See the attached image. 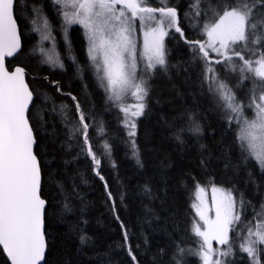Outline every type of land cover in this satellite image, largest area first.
<instances>
[{
	"label": "trees",
	"instance_id": "obj_1",
	"mask_svg": "<svg viewBox=\"0 0 264 264\" xmlns=\"http://www.w3.org/2000/svg\"><path fill=\"white\" fill-rule=\"evenodd\" d=\"M192 2L144 0L142 6L175 8L183 36L175 27L170 30L164 44L166 65L149 69L144 113L130 117L136 124L135 136H129L121 110L133 99H109L87 53L82 28L68 26L65 38L62 11L53 0L16 3L23 47L7 67L27 71L35 96L29 120L42 169L41 196L47 202L44 264H175L174 256L182 264H203L197 254L203 239L194 232L199 224L194 204L197 191L210 187L231 192L240 215L229 232L231 254H217L214 260L252 264L240 244L247 229L264 219V169L249 154L246 142L241 147L238 136L244 118L253 116V100L264 81L248 71L233 50L253 61L255 68L264 41L256 46L238 42L226 54L206 47L204 57L192 42L207 45L205 26L218 18L212 9L219 10L217 5L227 0H202L199 16ZM34 8L52 26L63 67L49 64L35 51L40 36L33 30ZM155 14L161 18V13ZM220 83L227 85L241 112L230 113L216 90ZM81 112L99 166L86 151ZM192 120L200 127L198 134L187 130ZM178 128L185 129L183 143L176 139ZM82 233L89 238L86 244L81 243ZM178 248L184 249L182 255ZM227 248L222 245L219 251ZM0 264H10L1 247Z\"/></svg>",
	"mask_w": 264,
	"mask_h": 264
},
{
	"label": "snow or ice",
	"instance_id": "obj_2",
	"mask_svg": "<svg viewBox=\"0 0 264 264\" xmlns=\"http://www.w3.org/2000/svg\"><path fill=\"white\" fill-rule=\"evenodd\" d=\"M53 2L60 6L58 11H62L65 38L70 25L79 24L85 29L89 58L97 73H103L100 77L101 84L111 92L109 99L119 101L124 94L134 89L131 95L139 101L134 105L135 110H130V107H122L121 110L126 115V125L131 129L129 136H135L136 124L130 117L143 115L145 109L143 101L148 92L143 80L136 82L137 64L130 20L139 16L143 21L145 13L148 14L147 18L152 20L155 19L152 14L161 13L159 26L145 33L147 68L154 69L157 65H166L163 43L164 36L167 35L164 30L165 21L167 27H175L176 32L183 36L181 28L177 26L176 9L142 6L144 0H53ZM16 3L18 0H0V245L3 246L10 264H41L46 248L44 216L47 202L40 194L41 168L33 150L36 139L26 115L33 94L25 82L23 68L17 67L15 71L10 72L5 67V57L13 56L21 47L17 18L14 15ZM117 5L122 7L118 8ZM191 7L197 16L201 15L202 0H193ZM209 7L211 8V5ZM217 8L219 10L212 11L218 18L211 25L205 26L207 45L199 41L192 42L199 46V51L204 57L208 56L206 47L219 53L221 49L227 50L230 44L245 42L247 45L249 41L261 44L264 41V0H227L217 5ZM125 9L131 12V17L126 14ZM33 11L37 13L33 24L42 23L41 39H51L47 18L42 17L38 8H34ZM33 30L41 31L40 28ZM216 42H219L220 48L215 47ZM40 51L44 52V49L41 48ZM233 54L243 61L248 71H253L264 81V52L255 61L257 65L255 68L253 61L245 59L240 51L233 50ZM47 60L53 65L59 64L63 67L58 56L54 58L48 55ZM208 71L211 72L212 69L209 68ZM241 71H244V68H241ZM216 90L220 92L221 98L227 102V107L232 112H241V106L234 103L235 97L227 89V85L220 83ZM73 99L75 100V97ZM258 99L259 102L253 100L256 108L255 118L251 121L244 120L246 127L241 129L238 139L242 141V148L245 147L243 142H246L249 154L264 169V91ZM76 108L77 110L80 108L78 103ZM85 119L81 112L79 120L82 124L84 143L88 145L86 151L99 166L100 160L88 142L89 125L84 123ZM189 119L191 120V117ZM187 130L198 134L200 127L192 120V126ZM184 131V128L177 129L176 139L180 143L184 142ZM104 147L109 149L110 146L105 144ZM100 178L103 179L102 176ZM145 191L151 194L152 190L146 186ZM203 191V188L199 189V192ZM217 191L220 190L214 187L213 192ZM213 199L216 205L215 220H209L206 211L197 208L198 215L207 226L204 231L200 225L194 226L195 234L203 239L197 254L200 255L203 264H224L223 260H213L212 257L214 252L220 257L231 254L229 232L231 226L240 220V215L236 212V200L231 192L225 193L221 200H216L215 196ZM64 207L68 211L71 210L67 204ZM261 207L264 208V205ZM261 215L262 213H257V216ZM88 239L86 233L81 234L82 244H86ZM212 240L221 245H228L227 250L217 252L212 247ZM260 246H264V219L247 229V236L243 237L240 250L247 253L252 264H261L264 247ZM183 252L184 249L178 248L180 255ZM132 259L135 260L136 257L133 255ZM173 259L175 264H182L175 256Z\"/></svg>",
	"mask_w": 264,
	"mask_h": 264
},
{
	"label": "rangeland",
	"instance_id": "obj_3",
	"mask_svg": "<svg viewBox=\"0 0 264 264\" xmlns=\"http://www.w3.org/2000/svg\"><path fill=\"white\" fill-rule=\"evenodd\" d=\"M117 7L120 8V7H122V5H117ZM125 11H126V14L129 17H131V12L128 11L127 9H125ZM152 15L155 16V19L149 20L147 18L148 14L145 13L144 14L145 19L143 21L139 18V16L130 20V23H131L132 29H133V31L131 32V37H132V40H133L134 45H135V59H136V64H137V71H136V77H137L136 82L137 83H139L141 80H143L144 82H146L148 80L149 69L147 68V66H145V64L148 63L147 56L145 55V33H149L152 29L157 28L159 26L158 21L160 19L156 16L155 13ZM42 17H45V16L42 15ZM48 22H49V20H48ZM71 26H80L82 28V31H83L85 39H86V49H87V53H88V40L86 37L85 29L79 24H73ZM34 28H40L41 29V31H35L40 36V42H38L35 51L39 55H41L44 58V60L47 62H48V60H47L48 55H52L54 58H56L57 56L59 57L58 50H57V41H56V38L52 35V26H51L50 22H49L48 31L51 34V39H49V40H42L41 39V35H42V31H43L42 23L33 24V29ZM173 28L174 27H171V28L167 27V21H165L164 30L167 32V35L164 36V40H163L164 44H165L166 37L169 35V31L172 30ZM69 31H70V29L68 28L67 33H69ZM207 42H208V36H207ZM232 45L233 44H230L229 48L227 50L221 49L219 53L216 51H214V52H216L218 54H226L230 50ZM254 45L256 46L257 44H254ZM215 47L220 48L219 42H216ZM41 48L44 49V52L40 51ZM208 49H211V48H208ZM49 64H52V63H49ZM92 64H93V62H92ZM255 66L257 67L256 64H255ZM94 68H95V66H94ZM95 71H96V68H95ZM96 73H97V71H96ZM97 74H98L99 78L103 75L102 72L97 73ZM248 74L250 75V72H248ZM104 83L106 84V81ZM133 90L134 89L129 90L126 94H124V96H131L133 99V103H131L130 105L127 106V107H130V110H132V111L135 110L134 105L139 102L136 100V98L134 96L131 95V91H133ZM262 91H264V87L257 89L256 98H255L256 102H259L258 98H259V95L261 94ZM109 95L111 96L110 91H109ZM220 96H221V94H220ZM226 107H227V105H226ZM228 109H229L230 113H232L231 109L230 108H228ZM255 114H256V108H255V104H253V116H252V118L251 117L249 118L247 116L244 119L251 121L255 118ZM244 127H246V126L243 122L242 128H244ZM213 188L214 187L203 188L204 189L203 193L199 192V190H198L197 194H196V198H195V204H194V208H195L196 212H197V208H200L201 210L206 211V215H207L209 220H215V218H216V205H215L214 199H213L214 196H215L216 200H221L224 197L225 193L228 192L227 190H225V191H227V192H225L222 189L216 188V189H219L220 191H217L214 193ZM197 214H198V212H197ZM198 218H199V224L198 225H200L201 230L204 231L207 226L205 225L204 221L201 220L199 215H198ZM211 244H212L213 249L217 250V252L219 251V248L222 246L221 244H219L215 240H212ZM215 255H217V254L214 252L213 257H212L213 260L215 259Z\"/></svg>",
	"mask_w": 264,
	"mask_h": 264
},
{
	"label": "water",
	"instance_id": "obj_4",
	"mask_svg": "<svg viewBox=\"0 0 264 264\" xmlns=\"http://www.w3.org/2000/svg\"><path fill=\"white\" fill-rule=\"evenodd\" d=\"M14 15H15V6H14ZM15 16H16V15H15ZM17 25H18V32H19V35H20V43H21V47H20V49H19V50L13 55V56H11V57H5V67H6L7 69H8V67H7V61H8V60H12L13 58H15V57L20 53V51L22 50V47H23V44H22V37H21L20 27H19L18 21H17ZM17 67H20V66H17ZM17 67H15L13 70H9V69H8V71H10V72L15 71V69H16ZM20 68H23V67H20ZM23 69H24V68H23ZM24 79H25L26 84H27L28 87H29V90H30V91L32 92V94H33L32 102L29 104V109H28V112L26 113V115H27V117H28V119H29V112H30V110H31V108H32V105H33V103H34L35 96H34V93H33L32 89L30 88V85H29L28 81H27V71H26L25 69H24ZM29 123H30V120H29ZM30 125H31V123H30ZM31 126H32V125H31ZM33 134H34V137H35V139H36V136H35V132H34V130H33ZM36 145H37V140H36V143H35L34 146H33V150H34V153H35V154H36V152H35ZM36 156H37V155H36ZM37 159H38V161H39V158H38V157H37ZM39 163H40V161H39ZM40 168H41V164H40ZM41 190H42V169H41ZM40 194H41V193H40ZM41 198H42V196H41ZM46 207H47V203H46ZM44 235H45V216H44ZM45 243H46L45 254H44V259L41 261V264H44V262H45L46 254H47V249H48V247H47V239H46V235H45ZM0 247H1V249L3 250V246L0 245ZM3 252H4V251H3ZM4 255H5L7 261L10 263V260L7 258V255H6L5 252H4Z\"/></svg>",
	"mask_w": 264,
	"mask_h": 264
}]
</instances>
